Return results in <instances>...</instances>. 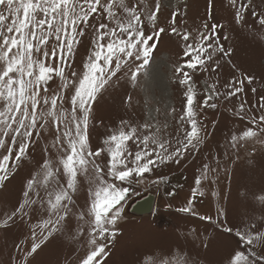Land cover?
<instances>
[{"label":"snow or ice","instance_id":"1","mask_svg":"<svg viewBox=\"0 0 264 264\" xmlns=\"http://www.w3.org/2000/svg\"><path fill=\"white\" fill-rule=\"evenodd\" d=\"M230 2L238 25H245L246 13L251 11L252 17L264 27V12L258 13L251 7L252 0ZM160 9V0H156L154 11L145 0H0V185L42 136L52 134L39 170L28 179L22 192V202L5 215V222H15L30 220L33 213L41 214L39 224L33 226L32 245L26 256L36 253L54 233L63 232L68 219L75 217L80 223L74 239L83 236L87 227L86 249L78 264H104L109 241L117 234L122 201L132 191V185L139 183L145 173L169 161L179 163L186 155L199 153L209 135L207 125L198 118L200 112L217 108L214 101L221 96L230 99L244 92L245 82L252 84L253 77L243 74L239 80L228 82L226 87L230 90L226 94L217 90L216 83L206 84L203 102H198L199 93L188 70L208 72L210 68L217 73L221 60L231 55V49H225L217 31L221 25L216 23L210 30L205 23L206 31H201L195 42L190 40L191 33L176 26L177 15H183L177 9L172 12L170 34L181 38L183 55L187 58L175 68L180 77L178 83L185 87L184 111L177 121L182 135L167 139L160 135L158 126L151 131L153 123L141 125L122 120L117 128L109 130L102 146L93 150L90 143L93 104L103 91L113 86L114 78L119 79L118 73L130 74V79L136 81L149 64L157 42L154 37L167 31L158 27ZM208 11L211 19L212 0ZM146 24L152 29L150 33ZM89 33V55L78 71L74 67L76 49L81 38ZM223 39L228 37L225 35ZM53 80L59 81L57 88L50 87ZM252 92L256 89L252 88ZM131 99L128 97L127 102ZM246 103L245 100L239 105L236 116L250 122L252 127L241 135L231 136L228 147L233 151L249 142L264 144L261 135L264 96L260 97L262 111L258 117L251 108H245ZM128 141L133 142L135 150ZM102 153L108 157L105 166L98 162ZM213 159L217 167L205 163L196 185L208 180L210 172L218 175L220 158ZM82 175L88 176L92 185L86 210L78 208L74 199L78 177ZM198 192L204 195L194 188L193 199ZM261 200L264 201V196ZM192 202L180 211L191 212ZM236 235L239 242L264 249V230L254 222L244 230L237 229ZM183 251L179 245L156 249L139 264H196L188 257L179 261L177 253ZM21 264H27L26 258ZM229 264L253 262L243 253H234Z\"/></svg>","mask_w":264,"mask_h":264},{"label":"rangeland","instance_id":"2","mask_svg":"<svg viewBox=\"0 0 264 264\" xmlns=\"http://www.w3.org/2000/svg\"><path fill=\"white\" fill-rule=\"evenodd\" d=\"M145 2L151 10H155L156 0ZM240 2L237 0L238 4ZM160 3L158 27L167 31L160 33L158 38L154 37L157 42L149 64L141 70L136 81L130 79V74L118 73L119 79L114 78L113 86L103 91L93 104V123L90 127L93 150L102 146V140L110 134L109 130L117 128L122 120L141 125L153 123L151 131L154 132L158 126L163 138L173 139L182 135L177 121L184 111L185 87L178 83L180 77L175 74V68L187 58L183 55L181 38L170 34L172 12L177 9L183 15H177L176 26L191 33L190 40L195 42L200 32L206 31L205 23L208 30L216 23L221 25L217 31L225 49H231V55L221 60L217 73H212L210 68L208 72L193 73L188 70L199 93L198 102H203L206 84L216 83L217 90L226 94L230 90L226 87L228 82L239 80L242 74L253 77V82L251 85L245 82L244 92L230 99L224 96L217 98L214 101L217 108H205L200 112L198 118L207 125L209 135L199 153L186 155L179 163L169 161L145 173L139 183L132 185V191L122 201L117 234L109 241V254L104 264H139L141 260L149 259L154 250L173 249L177 245L184 250L177 253L179 261L188 257L196 264H229L234 253H243L253 264H264V249L247 246L239 242L236 235L237 229L244 230L253 222L257 228L264 230V201L261 200L264 196V144L249 142L238 151L228 147L233 134L241 135L252 127L250 122L236 116L239 105L246 100L245 108H251L257 117L262 111L259 104L260 97L264 96V27L252 17L251 11L246 13L245 25H238L230 0H212L211 19L209 0H160ZM251 7L258 13L264 12V0H252ZM145 26L150 33L152 29L147 24ZM225 35L227 40L223 39ZM90 48L89 33L81 38L76 49L74 67L78 71L82 69ZM151 64L159 66L157 72L163 78L162 83L154 80L150 84L148 81ZM58 83V80H53L50 87L57 88ZM252 88L256 89L255 93ZM128 97L132 98L130 102H127ZM173 108L176 109L174 113L171 112ZM51 140V133L42 136L30 148L29 155L0 185V264H21L25 258L27 264H78L85 253L87 227L83 236L74 239L80 223L75 217L68 219L63 232L48 237L30 256L26 254L32 245L31 232L33 226L39 224L41 214L33 213L30 220L5 222V215L22 202L26 183L39 170L45 158L44 149ZM128 144L135 150L132 141ZM216 156L220 158L218 175L210 172L208 180L196 185L195 180L205 163L217 167L213 159ZM107 159V154L102 153L98 162L105 166ZM89 180L88 176L78 177V191L74 197L78 208L84 210L89 203V188L92 187ZM194 188L204 195L198 192L193 199ZM147 191L156 192L152 216L139 219L125 217L123 210L126 204ZM190 200L193 201L192 211H180L189 206ZM200 217H211V220ZM36 231L39 232V228Z\"/></svg>","mask_w":264,"mask_h":264},{"label":"water","instance_id":"3","mask_svg":"<svg viewBox=\"0 0 264 264\" xmlns=\"http://www.w3.org/2000/svg\"><path fill=\"white\" fill-rule=\"evenodd\" d=\"M155 201L156 192L147 191L130 200L123 210V215L129 219H139L152 216Z\"/></svg>","mask_w":264,"mask_h":264},{"label":"bare ground","instance_id":"4","mask_svg":"<svg viewBox=\"0 0 264 264\" xmlns=\"http://www.w3.org/2000/svg\"><path fill=\"white\" fill-rule=\"evenodd\" d=\"M152 64H154V63H152ZM151 64V65H152ZM158 67L159 66H157V65H152L151 67H150V71L148 72L149 73V75L147 76V77H149V79H148V81L149 82H151L150 84H152V82L154 81V80H156V81H158L159 83H162L163 82V78L160 76V74L157 72V69H158Z\"/></svg>","mask_w":264,"mask_h":264}]
</instances>
